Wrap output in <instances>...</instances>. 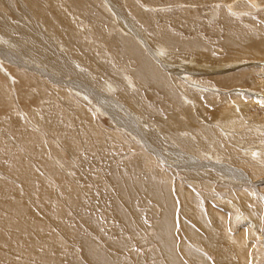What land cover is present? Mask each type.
<instances>
[{
    "label": "bare ground",
    "instance_id": "1",
    "mask_svg": "<svg viewBox=\"0 0 264 264\" xmlns=\"http://www.w3.org/2000/svg\"><path fill=\"white\" fill-rule=\"evenodd\" d=\"M147 1L149 2L150 0H146V2ZM188 1L190 0H176L178 5L188 4ZM261 1L263 0H226V2H228V5L225 3L227 9L225 8L226 10L222 12V24L225 37L221 40H213L197 35L184 38L182 33L176 32L169 27H164L161 33L159 31L157 32V30V33H155L153 29L151 30L152 26H150L147 21V14L142 13L141 9L134 6L130 0H0V43L3 44V46L0 47V108L7 111V113L5 112L6 114L0 113V148L4 146L3 143L9 140L8 144H6L8 147L14 145L15 149L21 150L22 147L26 149L24 150L25 152L22 153L23 155L8 154L3 156L0 154V177H3V175L5 177L7 175L12 182L18 181L20 183V189H18V191L23 190L24 193L19 195L17 193L18 191H14V196L27 195L25 197L23 196V201L25 200L23 204H21V200L19 203L17 201L19 199L16 198V202L12 203L13 205L11 207L9 206L7 213L4 209L5 202L1 204L4 197L3 200L0 199V206L2 207V209H0V227L5 228L7 232V234L4 235L1 233L3 228L0 230V264H35L34 262L25 263L26 259L25 262H23L22 258L28 257L33 259L32 261L39 258L38 255L41 253L39 252L37 254L35 251L42 247V243L40 242L38 244L35 239L36 234L41 237L40 240L43 238L46 239V237L43 236L48 234L52 228L55 229L56 222L64 214L76 218L77 220H75L78 223V227L82 226V230L86 233L84 235H86L87 241L84 239L82 242L88 251V259L81 260L80 264H113L109 261L113 260L114 262V258L119 259L120 256H122V253L125 252L122 251L124 242H115L116 245L110 244L114 247L109 245L108 248L112 247L109 248L112 249V252H108V248H104L106 245H102L103 239L101 233H99L102 229H93L95 232L92 231V229H88L87 226L90 228L91 225V222L88 220L89 217L77 214L75 208L77 206L79 208V206L82 205L83 202L80 203V201H85L88 194L83 191L85 186L84 182L80 184L72 182L73 184L71 183V185H69L66 180L67 176L72 177L73 180H79L76 176H73L74 172H72V168L69 167L70 164H68L65 159V152L67 150L69 152L73 150L91 153L90 146L92 147V145H90V143H95L98 147H96V149L94 148V151H92L94 155H97L95 150L98 152V149L101 147L108 149L110 147L107 143L119 141L120 139H122L125 144L129 141L134 149H142L144 148L142 145H148V147H152V151L148 153V151L145 152L146 149H143L146 154L142 153L138 158L133 159L131 167L134 168L129 169L128 173L118 171L116 174L114 172L116 174L115 182L117 187L114 193L112 191L113 189L110 188L113 193L111 196L113 203L110 214L111 220H116L117 223L119 222V225L126 234L133 232V234L140 236L139 233L145 229L146 225L143 227L142 222L139 225L135 218H137L136 216L138 215L140 216L143 212H151L155 215V218L159 216L160 219L158 222L156 221L154 228V232H157L156 236L151 237V242H149V245L157 246L155 250L153 249V253H151L152 251L150 252L153 254L154 259L159 260L155 263L186 264L185 262L190 259L192 262L188 264H209L204 256L194 254L187 246V242H189L188 238L196 237L199 239L194 235V232L192 236L187 229L186 232L190 237L187 234H183L185 245L183 243L180 244V239H178V231H180L177 228L178 222L177 224L174 223V236L176 240L171 236L173 222L176 221L172 219V216L176 215L175 211L178 205L175 199V192L185 208L188 206L190 208L197 207L193 220H197L199 222L198 225H203V217L201 218L200 212H198L200 211L198 208L199 203L198 200H195V196H199L200 194L194 191L191 186L189 187L188 184H183L182 182L178 183L177 180H170L168 177L167 180L165 176L161 174V169L159 168L160 166H158V160L156 158L162 160L163 157L157 153L159 150L156 148L165 146L175 147L176 142L178 144L182 142L191 149H196L195 146L197 144L201 146V140L199 141L200 145L196 142L197 139L195 135L198 133H191L190 131L192 128L198 131V127H200V129L203 127L202 125L200 126L201 122L200 124H196L194 120L196 111H193L192 107L194 106V108H196L195 104L197 103L196 99L198 97L204 96L203 93L211 92L214 89L212 87L206 88L203 82V85H200L199 83L201 82H198L200 79L196 77L183 74L182 68L190 67L193 70H200V68L218 69V65L216 66L214 65L215 63H213L217 61L214 59L218 57L214 49L215 46H219V50L228 53L227 59L231 55L241 56L240 51L244 52L245 50L248 51L251 49L259 53L254 56L263 58L264 37L262 36L264 35V25L262 26L256 23V28L253 27L256 31H252L248 30L245 25L234 24L231 22L232 19L230 20L228 16L230 13H232L231 15H238V17L246 14L244 13L246 11L241 12L242 8H249L247 9L249 12L257 11V8L262 6ZM182 6L185 8V5ZM180 8L182 9V7ZM196 8L193 6L192 10L189 8H186V11L184 9L181 10L182 15H180V17L182 19L184 18V24L189 17L197 14L196 11L198 8ZM85 18L90 21L89 24L86 25L88 28H84L83 26L87 24ZM180 20L176 19L175 21L179 22ZM167 22L166 24H168ZM245 22H247V19L244 23ZM101 24L109 29L116 28L118 30L117 40H120V48L114 45L115 42L112 40L109 41L104 38L103 32H101L100 29L97 32H93V28ZM250 24L248 25L250 26ZM261 31L263 34L262 36H260ZM138 43H141V45ZM119 51L121 53V55L118 53L117 56V58H119V65L114 63L110 64L108 61L103 63L104 65H100L98 61H96L98 60L96 58L98 55H109V53H116ZM178 57H182L183 59L177 60ZM29 60L33 63V66H29L30 64L27 63L25 64V61L27 62ZM225 60L226 58L224 61ZM3 61L11 63L12 68L7 69ZM203 63H205V66ZM21 65L22 68H20ZM39 65L46 69L37 67ZM14 66H18L17 69H19V71L14 69ZM203 69L202 71H206ZM54 74L56 76H54ZM246 75L244 77V75L241 74L237 79H235V77L231 85L245 86L249 84L251 89H256L260 82L261 84L264 83V81L255 77L256 75L254 77ZM70 76L78 77V80H68ZM85 79H88L87 82L92 85H94V82L96 84L105 82L107 87L113 88L116 91L115 93H117L118 99L125 104L126 108L124 105L122 106V103L117 105L116 102V104H113V100H110L111 102L109 103L106 101L105 97L96 98L94 100L96 108H99L102 113L105 112L106 115L112 118V121H114L116 125L113 126V128H108L103 125L100 118L96 116L93 109H91L87 103L84 105L81 104L82 102L80 103L78 101L77 95H82V97L84 96L85 99H87L90 98L87 93H92V91H94L81 82ZM204 80L208 81L209 79ZM220 80H217L215 85L222 83ZM224 82L227 83L226 79ZM127 83L137 87L135 94L130 91L129 86L127 87ZM206 83L207 82H205V84ZM209 85H213L211 81ZM195 86H200L202 89L197 90ZM145 88L150 90L153 89L159 93L162 101L167 104L166 108H169L166 113L163 111L164 107L162 104H152L153 102L151 103L146 99L143 92ZM94 94L95 96L98 95L96 92H94ZM25 99L28 101L27 105H25L26 102H22V100ZM191 99L193 105L187 108V103L184 104L182 100L188 101ZM12 100L18 103H24L27 107L24 106L22 108V104H15L13 106L14 103ZM216 100L221 103L224 99L218 100L214 97L213 101L217 102ZM43 102L44 105H40ZM225 102L234 106L235 110L239 113H242V109L245 106L239 100L237 101L238 103L234 105L230 103L229 99H225ZM28 103L30 107H28ZM189 103L190 102H188V104ZM114 105L117 107L116 110L118 112L124 109L122 112L126 113L129 110L131 113H128L126 118L120 117L119 114H117L118 112H114L116 111L113 109V107H115ZM52 106H54V108H52ZM50 109L54 114L53 123L55 121H59V123L62 122L64 124L62 128L65 130L69 131L70 129L72 130L71 133L76 131L78 135L77 140H75V132L73 133V137L67 134L68 131H66L65 134H62L63 132L57 133L56 135H60L58 138L51 133L52 129L50 131L49 128L45 126V123L42 122L44 115H42V111H48ZM196 109H198V107ZM79 121H81L80 126L76 124V122ZM187 121L190 122V124H188ZM138 123H141V125L139 126ZM203 123H205V121ZM145 124L149 126L146 132L148 133V138L152 141V143L149 142L150 144L147 143L148 141L145 142V138L142 136V145L137 143V141L132 144L130 138L128 139V137L123 136L121 132L122 128H124L126 131L135 134L136 138H139V135L143 134L142 130L141 133L139 130ZM57 125L58 124H56V126ZM186 125H188L187 128L185 127ZM203 125L204 127L210 126V123L206 122ZM223 126L224 125L219 126L221 134L225 133L224 136L229 137V132H226V130L230 128L228 125L225 128ZM117 129H119V131ZM115 131H118V133H114ZM187 133H189L190 138H185L183 136H186ZM85 140H87V142H84ZM170 140L173 142L171 143ZM83 144H87L89 149H84ZM210 147L211 146H209V148ZM12 150L14 151L13 148ZM16 152L17 151H15V153ZM174 155L176 156V154ZM75 156L76 155H74V157ZM97 156L99 157L102 155L98 154ZM180 159L182 161L184 158ZM102 163L104 164V162ZM136 173L140 176L138 179L134 177ZM187 176L192 182H199L201 179L204 181L206 178V175L199 174V176H196L192 175L191 172H189ZM111 179L110 176V181ZM4 180L0 182V188L3 189V191H1V196L3 192L4 194L6 193V188L8 187H6L5 182L7 185L10 183ZM78 185L82 187L80 192L77 188ZM13 190H8L7 195H12L14 193H11ZM57 191H61L60 194H62V192L64 193L67 202L64 203L60 198H56L59 196L57 195L59 193H57ZM33 195H38L41 198L43 202L40 200L42 203H36V205L41 204V207H37L33 203ZM142 198L144 200L137 204V201ZM124 201L126 204H123ZM98 203L104 204V202ZM66 204L69 205V209H66ZM153 204L155 207H153ZM48 208H51V211H48ZM88 210H90L89 205ZM188 210L192 211V209ZM79 211L81 210H78V212ZM99 212L100 211H98V213ZM103 212L105 213V211ZM94 213L97 214V211ZM94 213L92 212V214ZM91 216L93 217V215ZM133 218L135 220L134 223ZM139 218L137 219L139 220ZM92 219L93 218L90 220ZM94 222L96 223V219L93 223ZM204 225V230L206 229L209 232L210 229L205 228ZM94 227L98 228L97 225H94ZM149 228L148 230L150 231ZM8 232L13 233L14 236L9 235ZM190 233H192V231ZM68 234L72 236L71 232H68ZM54 237L55 238L48 236V241H44L45 245H43L47 247L46 243H54L53 247H60V245H64L66 249L69 247V244L61 240L57 235ZM142 238L143 237H141L140 240H142ZM144 238L146 237L144 236ZM18 241L23 243V248L16 246V244L19 245ZM136 241L139 240L136 238L133 243H137ZM175 242L176 244H174ZM27 246L31 251L25 249ZM133 246L134 244L131 245V248ZM7 248L10 249L7 250ZM6 250L16 252L18 256L9 255L5 252ZM126 251L129 254L132 253L129 249H126ZM132 255L136 256L137 253H132ZM143 258L145 259L146 257ZM94 259L97 260L96 263L95 261L93 262ZM77 260H79L78 255Z\"/></svg>",
    "mask_w": 264,
    "mask_h": 264
},
{
    "label": "rangeland",
    "instance_id": "2",
    "mask_svg": "<svg viewBox=\"0 0 264 264\" xmlns=\"http://www.w3.org/2000/svg\"><path fill=\"white\" fill-rule=\"evenodd\" d=\"M190 1L193 3H191ZM190 1H188V4L178 5L176 0L175 1L174 0H169V1L168 0H150L149 2L148 1L146 2V0H130V2L133 3L134 6L141 9L142 13L147 14L146 15L147 21L150 24V26H152L151 30L153 29L155 33H157L158 31L161 33L164 27H169V28L174 29L176 32L182 33L184 38L188 36L197 35V36H201V37H204L207 39L209 38L213 40L223 39L225 37V34H224V28L222 24V17H223L222 12L227 9L228 2H226V0H190ZM225 3H227V5ZM171 4L175 6H172ZM182 5H185V8H183ZM186 5H192V6H186ZM261 5L262 6L260 8H257V11H254V12L253 11L249 12V10H247L249 8H245V9L242 8L241 12L246 11L244 12L246 14L243 13L244 15L239 16V17L238 15H235V14L231 15L232 13H230V15H228L230 17L229 19L230 20L232 19L231 22H233L234 24H241L242 26L245 25V27L248 30L256 31V29L253 28L255 27V25H257L256 23L262 26L264 25V0L261 1ZM193 6L194 8L196 7L198 8V10L196 11L197 14L193 15L192 17H189L187 19L188 21L186 20L184 24L183 22L184 18L182 19L180 17V15H182L181 10L184 9L186 11L187 10L186 8H189L190 10H192ZM180 7H182V9ZM249 13H251L252 15ZM176 19L180 21L179 22L175 21ZM246 19H247V22L244 23ZM85 21L87 24L83 26L84 28H88L86 25H88L90 21L87 18H85ZM166 22L168 24H166ZM176 22H177V25H176ZM248 24H250L251 27ZM99 29L101 30V32H103L104 38H106L109 41L112 40L113 42H115L114 45L120 48V42H119L120 40L119 41L117 40L118 30L116 28L109 29L105 25L101 24V25H97L96 28H93V32H97ZM263 33H264V28H263ZM262 35L263 34L261 31L260 36ZM262 37H264V35ZM138 44L141 45V43H138ZM2 46L3 44L0 43V47ZM214 49L216 51L218 59L215 58L214 60L215 61L217 60V61L213 63H215L214 65L216 66L218 65V69L217 68H213V69L200 68V70H193L190 67L189 68L183 67L182 68L183 71L181 70L183 74H187L189 76L200 79L201 81L198 80V82H201L199 83L200 85L204 84L206 88L212 87L214 89L211 92L209 91L210 93L209 92L203 93L204 96L198 97L196 99L197 103L195 104V106L196 108L198 107V109L194 108V106L192 107L193 111H196L195 119H194L196 124L197 123L200 124L201 122L200 126L202 125L203 127H201V129L200 127H198L197 129L198 131H195L193 128L190 131L191 133L193 132L198 133L197 135H195L197 139L196 142L199 143V145L201 142V146H198L197 144L195 146L196 149H191L187 147L184 143L179 142L180 144H178L177 142L175 143V141H174L175 147H171V146L157 147L156 145H154L157 147L156 149L159 150L157 153L163 157L162 160L156 158L158 160V166H160L159 168L161 169L160 170L161 174H163L166 179L168 177V179L170 180L171 179L177 180L178 183L182 182L183 184H188L189 187L191 186L194 189V191L200 194L199 196L195 194L196 195L195 200H198V203H199L198 208L200 211L198 212H200L201 218L203 217L204 224H205L203 225L205 226V228L210 229L209 232L206 229L204 230L203 225L199 224L200 225L199 226L198 225L199 222L197 220H193L194 219L193 216L196 213L197 207L190 208L188 206L185 208V206L181 204V201L178 199V196L175 192V199L178 205L175 211L176 215L172 216V219H175L176 221L178 219V221L176 222L175 220H173L175 222H173V229L171 232V236L172 238L176 240L174 236V233H175L174 223L177 224L178 222L179 223L177 224V228L180 231L178 230L177 231H178V239H180V244L183 243L185 245L184 240H183V234L188 235V233L186 232L187 229H188L187 231L189 232V234H192V236L194 232L195 233L194 235H196L199 239H197L196 237L188 238L189 242H187L188 244L187 246L189 247V249H191V251L194 254L196 255L200 254L204 256L206 261L209 264H226L227 262H228L227 264H264V83L261 84L260 82L259 86L256 89H251V86L249 84H246L247 86L246 85L245 86L231 85L232 80L235 77H236L235 79L239 78L241 74H243L244 77L246 74H247L246 76H253V77L256 75L255 77L264 81V57L258 58V56H254L255 54H259V53H256L253 49H251V50H248L249 52L246 50L244 52L240 51L241 56H236L233 54L234 56L231 55L227 59L228 53H226L225 51L223 52L219 50L220 49L219 46H215ZM217 49L219 52L217 51ZM118 53L119 55H121L120 51L116 53H109L110 56L102 55V54L98 55L96 57L98 60L96 61H98L100 65L101 64L104 65L103 63H106L107 61L110 64L114 63V64L119 65V58H117ZM225 58L226 60L224 61ZM180 59H183V58L182 57L177 58V60H180ZM3 62L6 65L7 69L12 68L11 63L9 62L7 63L6 61H3ZM26 63L30 64L29 66H33V63L30 60L27 62L25 61V64ZM203 64L205 66V63ZM17 67L18 66H14V69L19 71ZM37 67H42V66L39 65ZM20 68H22V65L20 66ZM42 68L46 69L45 67H42ZM202 69L206 71H202ZM54 76L56 75L54 74ZM76 79L78 80V77H75V76H70V78H68V80H76ZM204 79H209V80L205 81ZM225 79L227 83L224 82ZM217 80H220V82L222 83L224 82V83L222 84L219 82L220 83V84L218 83L219 85H215ZM87 81L88 79H85L84 81H81V82H83L84 85H86L87 87H90L91 90H94V91H92V93L91 92L87 93L89 94V97H90V98H87L89 100L85 99L84 96L82 97V95L80 96L77 95L76 97L78 98V101L80 103L82 102L81 104H84V105L87 103V105L91 109H93L96 116L100 118V121L103 123V125H105L108 128H113V126H116V125L114 121H112V118L106 115L105 112L102 113L99 108H96V106L94 105L95 104L94 100L96 98L105 97L106 101H108L109 103L111 102L110 100H113V104L114 103L116 104V102H117V105L122 103V106L124 105V107L126 108L125 104L121 100L118 99L116 95L117 93H115L116 91L113 88L107 87L105 82H100L98 84L94 82V85H92L88 83ZM210 81L214 86L209 85ZM205 82L207 83L205 84ZM126 85L127 87L129 86L130 91L133 94H135V92L137 91V87L135 85H129L128 83ZM222 85L225 87H223ZM133 86L135 87V89ZM196 89L198 90L202 88L200 86L199 87L197 86ZM94 92H96L98 95L95 96ZM143 92H144V96H146V99L151 103L153 102L152 104H162L163 107L165 108V109L163 108V111L166 113V111L169 108H166L167 104L162 101L158 92H156L153 89L150 90L147 88H145ZM214 97H216L218 100H222V99L224 100L221 101V103L220 101L218 102L217 100H216L217 102H214L213 101ZM192 99L188 101L182 100V102L184 104L187 103L188 105L187 108H189L190 106L193 105ZM225 99L227 100L229 99L230 103L233 105L235 103L237 104L238 100L241 103H243L245 105L242 109L243 114L237 112L234 106H231L230 104L225 102ZM12 102L14 103L13 106L15 104L16 105L22 104V108H23L25 105H27L28 101L26 99L22 100V102H26L25 105L24 103H21V102L18 103L15 100L14 101L12 100ZM188 102L190 103L188 104ZM40 105H44V102L41 103ZM59 105H60V101H59ZM28 107H30L29 103H28ZM52 108H54V106H52ZM113 109L116 110L117 107L115 106L113 107ZM123 110L124 109H122V111ZM122 111L118 112L116 110L114 112L116 113L118 112L117 114H119V116L120 117L122 116L123 118H126L128 113H131L129 110H128L129 112L127 111L126 113ZM5 112L7 113L6 110H2V108H0L1 114H6ZM47 112H50V113H47ZM42 115H43L42 122L45 123V126L49 128L50 131L51 129L52 131H54V132L51 131V133L54 134L57 138L60 136V135H56L57 133L59 134L60 132L61 133L63 132L62 134H65L66 131H68L62 128L64 125L62 122L59 123V121H55L53 123L54 114L51 109L48 111L43 110ZM204 121L205 123L206 122L210 123V126H205L206 127L205 128L203 125L205 124L203 123ZM80 122L81 121L76 122V124L80 126ZM187 123L190 124V122L188 121ZM56 124L58 125L56 126ZM140 125L141 123L139 124V126ZM221 125H224L223 126L224 128L228 125L230 129L226 130V132H229V135H230L229 137L224 136L225 133L221 134L220 129H219V126ZM185 127L187 128L188 125H186ZM148 128L149 126L148 125L146 126V124L141 127L139 132L141 133V130H142L143 134L141 135L138 134L139 138H136L135 134H133L132 132L130 133L129 131H126L124 128L120 130L123 133V136L128 137V139L130 138V141H132L131 142L132 144L133 142L137 141V143H140L142 145V142H141L143 141L142 137L145 138V142L148 141L147 142L148 144L152 143V141L148 138L149 136H147L148 133L146 131H148L147 130ZM117 130L119 131V129ZM71 131L72 130L69 129L67 134L73 137V133L75 132L74 133L76 135L75 140H77V137H78L77 132L74 131L73 133H71ZM118 131L117 132L115 131L114 133H118ZM189 133H187L188 135L186 134V136L185 135L183 136L185 138H190ZM225 137L228 139H226ZM8 141L3 143L4 146L0 148L1 155L3 156H6L8 154L9 155H17V154L23 155L22 153H24L25 152L24 150H26L24 147H22L21 150L20 149L18 150V149H15V146L13 145L11 146L14 149L13 151L11 147H8V145H6L8 144ZM84 142H87V140H85ZM170 142L172 143L173 141L170 140ZM186 142L189 143L188 141ZM124 144L125 143L123 142V140L120 139L119 141L117 140V141H112V142L107 143V145L110 147L108 149L106 148L104 149L101 147L98 149V152L97 150H95L97 155L101 154L103 157L102 156L98 157L97 155H94V152H93L94 148L96 149V147H98L95 145V143L93 144L90 143V145H92V147L90 146V150H91V153L93 154H91L90 152L84 153V151H73V150L69 152L67 150L68 153L67 151L65 152L66 153L65 159L67 160L68 164H70L69 167L72 168V172H74L73 176H76V178L79 181H77L76 179L73 180V178L70 176H67L66 180L68 181L69 185H71L72 182L77 183V184L84 182L85 186L83 185L84 186L83 191L84 193L88 195L85 201L83 200L80 201V203L83 202L82 205H80L79 208L77 206L76 207L77 209L75 208V210H77L78 215H84L86 217H89L88 220L91 222L90 223L91 225H90V228L89 226H87L88 229H92V231H94L93 229H99V228L100 230L102 229L101 232L99 233H101L102 235V239H103L102 245L103 246L106 245L104 247L105 249L108 248V246L110 245L109 243L111 241H113L114 243V242H120L121 240L122 243L124 242L122 251H125L123 252L125 256L129 254L127 253L126 249L127 250L129 249V251L134 254L137 253L138 260L137 261L135 260V264H142L143 262H145V259L149 260L146 262V264H154L155 262H158L159 260L154 259L153 254L151 253H153V249L155 250L157 246L149 245V242H151V237L156 236L157 232L156 231L154 232V228H155L156 221L158 222L160 220L159 216H157L158 218H155L154 217L155 215H153V213L151 212H147V213L143 212L145 215L141 213L142 215L140 214V216L139 215L136 216L137 218L140 217L139 220L135 218L136 222H138L139 225L141 224V222H142L143 227H145L146 225L145 229L143 228L144 230L141 231V233H139L140 236H137V234H133V233L126 234V232H124L122 227L119 225V222L117 223L116 220H111V217H110L112 206H113L111 196L117 187L116 182H115L116 174L118 173V171L120 172L124 171V173H128L129 169L134 168V167H131L133 164V159L138 158L139 155L142 153L146 154L145 152L148 151L149 153L152 151V147H148V145L147 146L142 145V147H144L142 149L141 148L134 149L129 143V141L127 144L125 145ZM83 145H84V149L85 148L89 149L87 144H83ZM127 145L129 146V148ZM209 146L211 147L209 148ZM143 149L144 150L146 149L145 152ZM15 151L17 152L15 153ZM174 154H176V156ZM74 155L76 156L74 157ZM180 158H184L182 159L183 162L181 161ZM102 162H104V164ZM191 167H192V171H191ZM189 172H191L192 175H196V176H199V174L206 175V178L204 179V181L203 179H201L202 182L201 181L192 182L190 181L191 179H188V176H187ZM87 176L90 178H88ZM110 176L112 178L111 181H110ZM3 177H0L2 179V180L0 179V182L6 178L5 180L10 182L9 184H11V185L9 184L7 185L5 182L6 187L7 186L8 187L6 188V193L4 194L3 192L2 196H1V191H3V189L0 188V196H1L0 199L3 200V197H4V200L3 202H1V204L5 202L4 209H5V212L7 213L9 206L11 207L13 205L12 203L16 202L15 200L16 198L19 199L17 200L19 203L22 201L21 204H23L25 201V200L23 201L24 199L23 196L25 197L27 195L14 196L15 192H17L18 189H20V183L18 181L12 182V180L7 175L4 178ZM134 177L138 179L140 176H138V173H136ZM10 188L12 190L14 188V190L11 192L13 193L15 191L12 194L13 196L11 194L7 195L8 190L11 191ZM77 188H78V191L80 192V189L82 187L78 185ZM110 188L113 189L112 190L113 193ZM17 193L20 195L24 193V191L20 190ZM57 193H58L57 195L59 196L56 198H60L64 203L67 202V198L63 192L62 194H60L61 191H57ZM33 196H34L33 199L35 201V202L33 201V203L35 205L38 202L39 203L43 202L38 195L36 196L33 195ZM143 200H144L143 198L140 199L139 201H137V204L141 203ZM98 202H104V204L103 203L99 204ZM123 204H126V202L124 201ZM40 205L41 204H37L36 206L41 207L42 205L41 206ZM88 205H89L90 210H88ZM65 207L66 209H69V205L66 204ZM90 207L92 209L94 207L95 208L92 210ZM153 207H155L154 204H153ZM0 209H2L1 206H0ZM188 209H192L193 212ZM47 210L51 211V208L50 209L48 208ZM78 210H81V211L78 212ZM95 210L97 211V214L94 213L96 212ZM98 211L100 212L98 213ZM103 211H105V213ZM88 212H91V213H88ZM92 212L94 214H92ZM67 215L64 214L61 218H59V220L55 224V229L52 228V230L49 232L50 234L48 233L45 236H43V237H46V239L42 237L43 239L40 240L41 237L36 234L35 239L38 242V244L40 242L42 243V247L37 249L35 252L37 254L40 252L41 254L38 255L39 258H37L35 261H32L33 259H30L28 257L22 258L23 262H25V259H26L25 263L34 262L35 264H80L81 260L88 259L87 257L88 251L84 243L82 242L84 239L87 241V237L86 235H84L86 233H84V231L82 230L83 229L82 226L78 227L76 218L71 217L70 215L69 216ZM91 215H93V217ZM91 218H93L94 220L96 219V223L95 222L93 223L94 220L93 219L90 220ZM134 221L135 220L133 218V223ZM94 225H97L98 228L94 227ZM2 228L3 227H0V230ZM148 228L150 229V231L148 230ZM53 230H55L56 232ZM1 231H2L1 232L2 234L4 235L7 234L5 228H3ZM191 231L192 233H190ZM68 232L69 233L71 232L72 236H69ZM8 233L9 235L14 236L13 233H10V232ZM55 235H57L61 240L67 242L69 244V245L67 244L69 247L67 249L66 247H64V245H60L61 248L58 246L53 247L54 243H51V244L46 243L47 247H45L44 241H48L47 239L48 236L55 238L54 237ZM143 235L146 238H144ZM141 237H143L142 240H140ZM136 238L139 241H136L137 243H133V239L136 240ZM125 241H127L128 244H126ZM21 243L22 242L18 241L19 245L16 244V246L23 248L24 247L23 243L22 245ZM130 243L132 245L134 244V246L132 247L133 249L130 248ZM174 244H176V242ZM109 248L108 250L112 252V249H109ZM8 249L10 248H7V250ZM25 249L30 250L28 246L25 247ZM7 250L5 251L7 254L17 255L16 252L12 250H9V251ZM63 251L64 252L66 251V252L64 253ZM123 253L122 255L124 256ZM132 253H130L129 255L134 257ZM77 255L79 256V260H77ZM143 257H146V258L144 259ZM210 258H213V259H210ZM151 259H153V261H150ZM94 261H97V260L94 259L93 262ZM138 261H141V262H138ZM189 262L191 263L192 261H190L189 259V261H186L185 263L188 264ZM155 264H158V263H155Z\"/></svg>",
    "mask_w": 264,
    "mask_h": 264
},
{
    "label": "crops",
    "instance_id": "3",
    "mask_svg": "<svg viewBox=\"0 0 264 264\" xmlns=\"http://www.w3.org/2000/svg\"><path fill=\"white\" fill-rule=\"evenodd\" d=\"M132 232V231H131ZM133 233V232H132ZM128 240V239H127ZM134 240V239H133ZM121 241V240H120ZM130 241V240H129ZM135 241V240H134ZM133 241V242H134ZM125 243L126 244H128L127 243V241H125ZM109 244H115L116 245V243L114 242L113 243V241H111ZM131 243H130V248H131ZM110 246H112V245H110ZM114 247V246H113ZM116 247V246H115ZM112 248V247H111ZM116 249H118V248H116ZM110 252V251H109ZM134 257H136V259L134 258ZM134 257H132V256H130L129 254L128 255H122V256H120V258L119 259H116V258H114L115 260H114V262H113V260L112 261H109L110 263H113V264H135V260L137 261V255L136 256H134ZM210 259H213V258H210ZM107 261V260H106ZM146 261H149V260H147L146 259ZM146 261L144 262V263H142V264H146ZM150 261H153V259H151ZM99 262L101 263V261H100V259H99ZM128 262V263H127ZM95 263H96V261H95ZM228 263V262H227ZM226 263V264H227ZM96 264H98V263H96ZM103 264V263H102ZM155 264V263H154Z\"/></svg>",
    "mask_w": 264,
    "mask_h": 264
}]
</instances>
